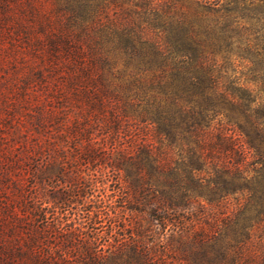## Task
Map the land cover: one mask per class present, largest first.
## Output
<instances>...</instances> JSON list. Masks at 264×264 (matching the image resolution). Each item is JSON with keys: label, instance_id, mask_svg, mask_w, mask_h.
Instances as JSON below:
<instances>
[{"label": "trees", "instance_id": "trees-1", "mask_svg": "<svg viewBox=\"0 0 264 264\" xmlns=\"http://www.w3.org/2000/svg\"><path fill=\"white\" fill-rule=\"evenodd\" d=\"M23 1L33 25L15 20L8 43L30 71L0 99V264H166L122 214L142 203L187 232L195 197L230 208L203 244L264 264V0H51V19Z\"/></svg>", "mask_w": 264, "mask_h": 264}, {"label": "rangeland", "instance_id": "rangeland-1", "mask_svg": "<svg viewBox=\"0 0 264 264\" xmlns=\"http://www.w3.org/2000/svg\"><path fill=\"white\" fill-rule=\"evenodd\" d=\"M33 1V8L39 10L38 14L41 15L38 17L42 18L49 16L51 19L53 10L52 1ZM15 4L16 7H14ZM17 4L21 7L23 5L26 16L19 17L18 10H16ZM25 5L26 3L23 0H8L6 11L9 18L0 20V99L4 97V101L7 103L13 98L14 88L12 84L15 79L17 81V79L22 76L24 77L30 71V68L26 66V62L22 61L23 53L19 51L10 52L8 43L9 39H11L10 33L15 25V20L21 21V23L27 24L28 26L33 25V22L30 20L31 17H28V14H30L28 9L29 5L28 8ZM12 12L13 14L11 15ZM0 16H2L1 12ZM35 35L39 39H44V34L42 33L37 32ZM23 59H25V57H23ZM243 63L244 62L235 59L233 63V68L236 70L235 75L241 78H248L250 75L247 73ZM96 77L97 71L91 70L89 78L96 79ZM96 87H100V85L98 86L97 84ZM129 178L127 173L119 171L118 183L121 188L120 190L123 192L125 190L123 194L127 193L130 199V192L132 190L129 187ZM108 184H110V180L106 181L103 185H97L94 194L99 193V189L103 188V194L108 195L110 192ZM103 194L102 198L105 199ZM117 194L119 193L116 192V195H114L111 200H114L118 196ZM145 195V198H147L148 195L146 193ZM229 211L230 208L226 207L224 213H220L218 209L214 208L212 205L206 204L200 198H191L189 207L181 210L182 214L188 218L187 221L190 224V229L187 232L170 231L168 227L160 229L156 221L152 219V212L148 207L142 205V203L135 205V209H126L122 217H125V223H127V219L130 222L126 228L130 225L136 226V224H138V229L143 233V238L153 240L158 256L160 259H163L166 264H227V254L224 255V258H221V260L219 257V254L223 250L222 245L220 247L216 244L210 246L208 242L203 244L204 239L199 240L198 236L199 234H204V236H207L206 240H210L218 228H220L222 218L229 214ZM255 253L253 249L244 251L243 257L247 260L245 264H256L257 259Z\"/></svg>", "mask_w": 264, "mask_h": 264}]
</instances>
